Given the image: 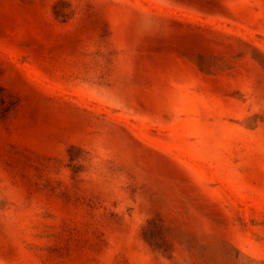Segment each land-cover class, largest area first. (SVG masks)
Here are the masks:
<instances>
[{"label":"rangeland","instance_id":"rangeland-1","mask_svg":"<svg viewBox=\"0 0 264 264\" xmlns=\"http://www.w3.org/2000/svg\"><path fill=\"white\" fill-rule=\"evenodd\" d=\"M0 264H264V0H0Z\"/></svg>","mask_w":264,"mask_h":264}]
</instances>
